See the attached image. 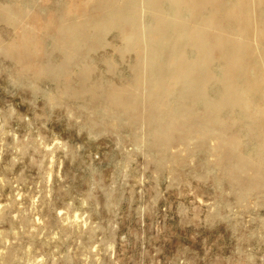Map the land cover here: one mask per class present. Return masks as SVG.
<instances>
[{
	"label": "rangeland",
	"instance_id": "obj_1",
	"mask_svg": "<svg viewBox=\"0 0 264 264\" xmlns=\"http://www.w3.org/2000/svg\"><path fill=\"white\" fill-rule=\"evenodd\" d=\"M12 35L0 23V42ZM120 46L111 33L91 54L89 85L131 79L139 62L119 58ZM56 88L19 75L0 51V264H264V166L235 185L239 174L216 164V140L161 155L144 124L115 127L87 96ZM236 133L246 150L259 147Z\"/></svg>",
	"mask_w": 264,
	"mask_h": 264
},
{
	"label": "bare ground",
	"instance_id": "obj_2",
	"mask_svg": "<svg viewBox=\"0 0 264 264\" xmlns=\"http://www.w3.org/2000/svg\"><path fill=\"white\" fill-rule=\"evenodd\" d=\"M49 1L0 4V23L13 33L0 51L14 60L19 75L46 77L71 99L87 96L115 127L124 119L130 127L144 124L161 155L174 143L202 148L216 140V164L239 174L235 185L244 184V173L260 172L264 0ZM111 33L121 42L114 49L119 58L132 54L139 66L131 67L122 87L89 85L87 62ZM111 59L105 60L109 73ZM73 73L76 87L70 85ZM236 129L255 137L259 147L243 148ZM258 180L264 185V177Z\"/></svg>",
	"mask_w": 264,
	"mask_h": 264
}]
</instances>
